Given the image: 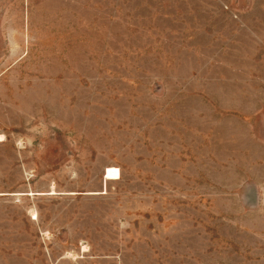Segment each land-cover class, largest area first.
Segmentation results:
<instances>
[{"label":"rangeland","instance_id":"374dc122","mask_svg":"<svg viewBox=\"0 0 264 264\" xmlns=\"http://www.w3.org/2000/svg\"><path fill=\"white\" fill-rule=\"evenodd\" d=\"M0 192V264H264V0H0Z\"/></svg>","mask_w":264,"mask_h":264},{"label":"crops","instance_id":"0c3cea01","mask_svg":"<svg viewBox=\"0 0 264 264\" xmlns=\"http://www.w3.org/2000/svg\"><path fill=\"white\" fill-rule=\"evenodd\" d=\"M4 194V192H0V195ZM15 195L17 196H33V195H42L38 192H23V191H20V192H17L15 193ZM32 220H36L35 218H32ZM17 260H16V264H36L34 263L33 261V257L31 255H17V256H14Z\"/></svg>","mask_w":264,"mask_h":264},{"label":"bare ground","instance_id":"6f19581e","mask_svg":"<svg viewBox=\"0 0 264 264\" xmlns=\"http://www.w3.org/2000/svg\"><path fill=\"white\" fill-rule=\"evenodd\" d=\"M105 180H117L121 178V171L118 167H109L105 171Z\"/></svg>","mask_w":264,"mask_h":264}]
</instances>
